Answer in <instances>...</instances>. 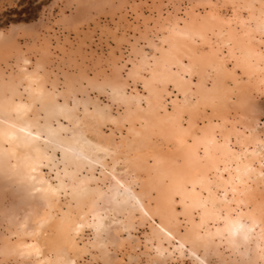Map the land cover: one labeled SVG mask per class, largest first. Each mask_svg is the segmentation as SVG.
I'll list each match as a JSON object with an SVG mask.
<instances>
[{
  "label": "bare ground",
  "instance_id": "obj_1",
  "mask_svg": "<svg viewBox=\"0 0 264 264\" xmlns=\"http://www.w3.org/2000/svg\"><path fill=\"white\" fill-rule=\"evenodd\" d=\"M250 2L253 5L259 2L258 11L263 22L264 0ZM217 27V22L209 14L202 17L194 14L184 22L175 21L163 40L167 45L161 56L154 57L151 76L145 85L148 94L129 93L127 80L117 76L100 81L84 73L67 71L64 80L58 75L52 77L50 67L54 52L49 43L36 42L25 49L18 43L17 33L0 29V176L9 178L22 191L21 206L12 208L3 217L6 224L4 230H0V254L21 258L30 264H78V257L84 252L100 250L106 254L110 243L123 245L126 220L118 217L115 220V215L108 220L113 210L126 218L140 210L157 220V211L145 197L147 191L144 187H137L140 175L131 180L121 177L116 168L121 157L113 155L116 147L111 148L104 141H93L86 135L82 127L81 106L86 118L111 121L117 126L130 122L131 126L127 134L122 133L119 145L129 149H123L121 153L127 160L139 162L150 153L155 156L158 167L155 176H170L160 204L168 199L169 204L175 205L173 191L180 195L185 211H192L191 207L202 208L205 218L212 217L221 222L215 228V234L234 242L248 243L264 237V233H256L255 221L246 222L242 219V212L233 213L226 196L230 186L238 190L237 183L247 182L250 173H263L262 165H255L257 155L253 152L246 160L242 159L240 151H235L236 148L229 143V136H225L224 141L218 139L212 122L204 126L198 123L205 105L213 104L217 112L226 115L236 101L235 94L239 95L238 101H244L243 82L236 80L234 85L230 84L227 80L229 69L224 62L211 52L200 50L194 41L196 37H207L209 30ZM219 29L225 32L222 27ZM228 32L231 38L241 41V60L258 67L259 56L252 42L234 28L230 27ZM186 53L191 55V64L182 60ZM141 61L142 65L134 64V74L142 75L150 58L145 55ZM175 62L181 71L171 67ZM194 65L201 66L206 72L197 82L182 73ZM211 66L215 71L212 85H209L206 69ZM166 78L176 82L185 95L182 102H174L173 110L163 103V96L155 85L156 80ZM88 86L111 91L116 100L125 104L124 111L115 114L111 106L99 103H94L92 109L90 98L80 99L77 95ZM144 100L147 106L143 104ZM152 122L163 123L165 139L157 147L144 150L141 139L147 137L146 130ZM58 151L62 154L60 161L55 158ZM108 155L113 156L112 166L108 163ZM166 157L174 163L173 166L166 167L167 164L163 163ZM233 161L236 165L232 164ZM99 165L105 177L103 180L111 179L106 187L99 183L95 174ZM45 167L55 174L46 172ZM224 171H228L229 176ZM211 172H216L215 179ZM214 184L225 190L224 196L217 193ZM201 189H206L208 195L205 196ZM164 216L157 222L158 233L170 242L172 237L181 247L186 246L191 236L181 235ZM116 221L120 224H116L110 234L111 223ZM87 229L92 231V237L85 238ZM164 248H160L161 253ZM194 253L197 252L194 250Z\"/></svg>",
  "mask_w": 264,
  "mask_h": 264
},
{
  "label": "rangeland",
  "instance_id": "obj_2",
  "mask_svg": "<svg viewBox=\"0 0 264 264\" xmlns=\"http://www.w3.org/2000/svg\"><path fill=\"white\" fill-rule=\"evenodd\" d=\"M250 1L0 0V29L8 33H17L18 43L25 49L32 47L36 42L49 43L54 52V60L50 67L53 72L52 77L58 75L64 80L67 71L84 73L87 77L98 78L100 81L105 77L117 76L127 80L129 93L133 91L148 94L149 90L145 85L151 76L154 57L161 56L163 48L167 45L163 40L173 23L178 20L184 22L194 14L201 17L211 15L218 27H222L225 32L217 27L209 30L207 37H196L194 41L200 50L211 52L224 62L229 69L228 82L234 85L236 80L242 81L245 85V93L244 101H238L239 95H234L236 101L226 115L217 112L213 104L205 105V112L199 116L198 123L204 126L212 122L220 141H224L225 136H229L231 140L229 143L234 149L236 148L235 151H240L244 160L254 152L258 157L255 159V165H262L264 170V21L260 20L259 2H255V6ZM230 27L237 33L245 34L244 39L252 42L259 56L256 61L258 67L248 65L241 60V41L229 36ZM145 55L150 58V63H146L147 68L142 70V75L134 74L132 70L134 64L142 65L141 60ZM182 60L185 64H191V55L183 54ZM171 67L176 70L181 68L176 62ZM206 71L209 75L208 83L212 85L215 69L211 66L207 67ZM182 73L197 82L206 72L201 66L194 65L191 70L189 68L188 72L182 71ZM83 82L87 85L85 79ZM155 85L159 87L163 103L168 109H174L175 101H183L185 95L176 82L166 78L156 80ZM77 95L80 99L90 98L93 102L90 104L92 109L94 103L111 106V111L115 114L124 111L125 108V104L116 100L113 93L108 90L88 86L78 91ZM143 104L147 106L145 100ZM80 114L82 127L89 138L97 142L104 141L103 143L109 144L111 148L116 147V153L113 155L121 157L116 163L119 175L128 180L137 179V174L140 175L137 187L139 189L144 187L147 191L145 197L157 211V220L140 210H135L131 214L132 218L118 215L113 210L108 220H112L114 215L115 220L117 217L126 220L127 228L122 232L125 238L123 245L110 243L111 246L108 245L106 254L100 250L84 252L78 257V264H264V237L254 238L248 243L238 240L234 242L226 236L215 234V228L221 222L212 217L205 218L202 208L191 207L192 211H185L180 195L174 194L173 191L171 194L175 199V205L169 204L168 199L167 202L160 204L170 176L168 174L155 176L158 170L155 156L150 153L140 158L139 162L136 159L127 160L126 155L121 153L123 149H129L127 146L119 147V145L122 133L127 134L131 126L130 122L117 126L111 121L99 122L93 118H86L83 114V106ZM184 123H187V119H184ZM163 127L161 122H152L146 130L147 137L141 139L144 150L157 147L158 143L164 141ZM171 144L173 142L169 145ZM55 158L57 161L61 160L60 151ZM107 160L110 166L114 164L113 156L108 155ZM163 163L167 164V168L174 164L168 157L163 159ZM232 164L236 165V161ZM60 166H62L61 162ZM101 168L99 165L95 174L99 177V183L106 187L111 183V179L103 180L105 177ZM45 171L55 174V171H51L49 167H45ZM149 173L153 174L149 175ZM215 174L216 172L210 173L213 179L217 177ZM224 174L229 176L228 171H224ZM237 184L238 190L230 186L226 193L233 213L237 215L242 212L244 221H255L256 233H264V171L262 174L250 173L247 182L243 184L239 181ZM214 189L217 193L220 192L219 195L224 196L223 188L214 184ZM201 190L205 196L208 195L206 189ZM21 192L16 183L0 176V208L3 209L0 211V222H3V225L2 222L0 223V230L5 228L4 215L10 213L12 208L21 206ZM208 203L211 205V202ZM164 215L181 235L191 236L186 246L181 247L179 241L172 237L170 242L164 235L158 233L157 222L161 217L165 218ZM113 224L111 223L112 227L110 226V234L114 232L113 227L120 223L116 221ZM92 236V231L87 229L85 238ZM176 244L184 251L176 248ZM161 247H165L164 253H161ZM194 250L197 253L193 254ZM0 264H30V262L0 254Z\"/></svg>",
  "mask_w": 264,
  "mask_h": 264
}]
</instances>
